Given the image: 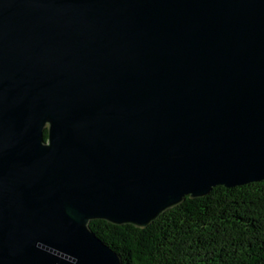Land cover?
I'll use <instances>...</instances> for the list:
<instances>
[{
	"label": "water",
	"instance_id": "95a60500",
	"mask_svg": "<svg viewBox=\"0 0 264 264\" xmlns=\"http://www.w3.org/2000/svg\"><path fill=\"white\" fill-rule=\"evenodd\" d=\"M261 180L264 0H0V264Z\"/></svg>",
	"mask_w": 264,
	"mask_h": 264
},
{
	"label": "trees",
	"instance_id": "16d2710c",
	"mask_svg": "<svg viewBox=\"0 0 264 264\" xmlns=\"http://www.w3.org/2000/svg\"><path fill=\"white\" fill-rule=\"evenodd\" d=\"M89 226L122 264H264V180L187 195L145 227Z\"/></svg>",
	"mask_w": 264,
	"mask_h": 264
}]
</instances>
